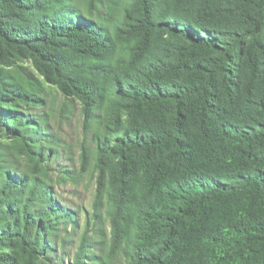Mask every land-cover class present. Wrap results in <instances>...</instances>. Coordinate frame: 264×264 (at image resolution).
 Listing matches in <instances>:
<instances>
[{"label": "trees", "instance_id": "trees-1", "mask_svg": "<svg viewBox=\"0 0 264 264\" xmlns=\"http://www.w3.org/2000/svg\"><path fill=\"white\" fill-rule=\"evenodd\" d=\"M261 34L264 0H0V64L25 54L84 130L56 170L53 100L0 66V264H60L79 229L69 264H264ZM84 174L81 228L52 188Z\"/></svg>", "mask_w": 264, "mask_h": 264}, {"label": "rangeland", "instance_id": "rangeland-1", "mask_svg": "<svg viewBox=\"0 0 264 264\" xmlns=\"http://www.w3.org/2000/svg\"><path fill=\"white\" fill-rule=\"evenodd\" d=\"M258 39L264 41V34L259 35ZM3 60V64H0L2 69L16 71L24 77L41 82L46 87L47 99L50 102L53 100L52 110H48L51 114L49 119V132L56 135L64 147L59 151L58 162L53 167L56 170H61L62 167L77 170L79 167L80 147L84 138L82 117L78 103L64 99L62 95L58 94L53 85L46 83L36 71L32 61L25 54L17 55L12 53L6 56V58H3ZM228 67L230 73L235 75L236 62L231 60V64ZM94 190V180L90 174H84L77 184L70 182L57 183L55 181L52 188L54 198L60 205L69 207L79 213L81 228L84 225L85 217L91 212ZM68 231H62L59 236L57 257L62 258L60 264L70 263V258L75 252L81 229L76 230L75 234L69 233L66 235ZM102 231L107 237L109 236L110 229L108 222L102 225ZM92 245L94 249L97 248L96 244ZM51 263L56 264L52 259ZM114 264L125 263L122 259H117Z\"/></svg>", "mask_w": 264, "mask_h": 264}]
</instances>
